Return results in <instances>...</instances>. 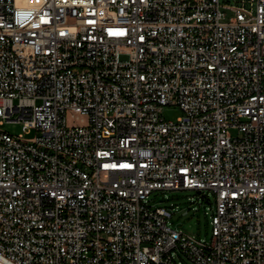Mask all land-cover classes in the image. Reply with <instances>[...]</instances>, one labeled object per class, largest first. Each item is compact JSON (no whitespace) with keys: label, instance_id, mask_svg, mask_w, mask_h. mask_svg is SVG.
<instances>
[{"label":"built area","instance_id":"1","mask_svg":"<svg viewBox=\"0 0 264 264\" xmlns=\"http://www.w3.org/2000/svg\"><path fill=\"white\" fill-rule=\"evenodd\" d=\"M6 121L0 264H264V0H0Z\"/></svg>","mask_w":264,"mask_h":264},{"label":"rangeland","instance_id":"2","mask_svg":"<svg viewBox=\"0 0 264 264\" xmlns=\"http://www.w3.org/2000/svg\"><path fill=\"white\" fill-rule=\"evenodd\" d=\"M227 11L230 16L232 14L231 11ZM162 115L166 119L176 120L182 115V110L177 105H166L162 111ZM0 127L12 134H18L22 130V124L17 122L6 121L0 124ZM168 196L169 199L163 200L164 195L160 193L158 199L155 201L159 204H169L171 201H174L181 207L170 218V225L173 228L210 240L212 238V226L206 211L209 214L212 213V207L215 203L214 195L211 196V203L206 199H199L195 190H175L169 192ZM191 197H194V200L197 201L191 202Z\"/></svg>","mask_w":264,"mask_h":264},{"label":"water","instance_id":"3","mask_svg":"<svg viewBox=\"0 0 264 264\" xmlns=\"http://www.w3.org/2000/svg\"><path fill=\"white\" fill-rule=\"evenodd\" d=\"M198 192H200V191H198Z\"/></svg>","mask_w":264,"mask_h":264}]
</instances>
